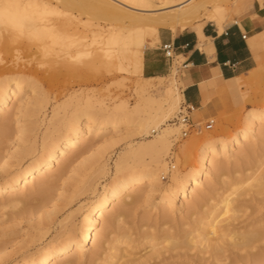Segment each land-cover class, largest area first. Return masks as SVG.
Wrapping results in <instances>:
<instances>
[{"label": "rangeland", "instance_id": "rangeland-1", "mask_svg": "<svg viewBox=\"0 0 264 264\" xmlns=\"http://www.w3.org/2000/svg\"><path fill=\"white\" fill-rule=\"evenodd\" d=\"M107 1L126 11L139 13L122 4ZM220 1L216 4L222 10L224 25H228L246 16L254 0ZM44 2L56 4L57 1L44 0ZM164 11L167 10L160 9L155 13ZM49 17L59 21L62 19L61 15L54 13ZM81 17L86 20L88 15L82 14ZM210 22L213 21L207 22L205 26L214 23ZM115 26L122 27L126 24L116 23ZM160 30L170 31L166 28ZM52 35V38L62 37L63 31L56 30ZM145 37L149 38L148 32ZM259 39L261 35L254 40L257 47L256 66L237 76L241 82L239 87L231 89L229 85L231 80H213L204 83L206 93L204 95L201 93V106L192 110L190 114L193 122L199 124V130L182 136L184 127L177 124L179 132L170 137L169 149L164 150L165 154L162 153L165 165L160 174L164 177L163 181L172 182L169 181V175L175 169L184 173L197 164L196 160L191 162L192 159L188 161V158H192V154L197 153L198 143L209 138H224L232 134L243 126L244 117L249 110L254 111L264 106V42H260ZM32 40L21 43L15 38L13 42L5 40L4 43H9L8 48L12 51L17 49L25 59L29 52L37 50L35 40ZM157 43L154 42L151 46ZM145 46L150 44L146 42ZM84 54L85 52L81 53L77 60H67L63 66L52 64L60 59L52 53L37 57L40 64L33 69L34 75H32V80H36L34 82L37 83V92L35 98L30 100L26 112V126L32 128L34 126L37 129V136H41L47 122L53 118L55 110L63 112L58 106H64L68 114L86 108L116 114L123 108L129 111L140 108L155 111L157 104L153 102L162 98L168 86L173 87L174 78L180 91L185 87L181 80L185 70L182 56L173 60L168 75L162 78H150L143 77L138 72L100 63L89 67L81 64L90 58L89 54ZM23 91L25 93L22 96L26 98L30 93L29 85H25ZM150 99L154 101L149 102ZM183 104L184 101L181 100L170 113L168 117L170 122L175 121L174 118ZM32 106L36 110L30 113ZM114 117L119 119L117 115ZM16 120V115L12 113L5 136H0L1 152H12L5 161L3 166L5 169L17 168L16 151L26 144L20 142L17 146L13 139L14 135H18ZM210 120H213V126L206 129L205 125ZM2 126L0 116V133L3 134ZM136 131L134 125L126 127L120 138L110 133L102 138L92 137L86 145H80L75 151L67 153L65 161L69 162L71 171L56 181L53 178L41 201H30L31 196L36 194L37 184L21 193L23 201H16L13 204L8 202L7 192L0 195V238L2 239L0 244L8 245L0 254V264L23 261L24 255L18 253L23 249L22 245H28L31 252L36 251L59 234L60 225L68 224L70 214L74 213V210L81 205L94 204L95 194H92L91 187H88V190L71 204H66L65 200L74 187L87 186L89 183L97 188L96 195L101 193L103 185L119 174L118 166L123 167L134 160L130 152L131 146H137L142 140ZM128 135H131V140L123 139ZM37 141L39 144L40 138ZM146 154L144 153L145 156L142 155L141 158L149 160ZM215 166H221L222 170L211 176L209 185L202 186L201 191L193 195L189 201L190 205L184 208L180 201L174 203V211H169V216L164 219L161 212L154 207L148 189L142 188L140 193L144 198L138 203L124 207V212L113 227L111 238L106 239V234L101 232L95 247L87 249L76 257L74 264H114L116 261L121 263L130 259L134 262L125 264H264V223H262L264 222V181L260 182V186L256 183L259 180L255 181V177L260 172H264V138L251 139L249 143L236 150L235 157L226 160L220 158ZM3 174H5L4 170L0 169V175ZM249 177L255 182L250 181ZM225 198L230 199V208L235 213V218L227 222L228 228L243 230L246 235L254 229L259 230V233L253 237L251 247L241 250L231 246L228 239L224 238L222 244L224 251L218 254L210 246L205 248L197 244L200 237L190 239L198 234L196 229L200 222L205 220L204 218L223 211L221 202ZM26 202L30 203L26 204ZM53 209L57 212L53 223L48 229L38 233L39 223L46 219L47 214ZM114 209L117 207L114 206L108 211ZM81 218V213L76 214L75 222L79 224ZM100 225L101 223L99 227ZM167 236L172 237L170 244ZM126 240L130 242L124 244ZM173 243L176 246L171 247ZM256 253L259 256L254 260L252 254Z\"/></svg>", "mask_w": 264, "mask_h": 264}, {"label": "bare ground", "instance_id": "bare-ground-1", "mask_svg": "<svg viewBox=\"0 0 264 264\" xmlns=\"http://www.w3.org/2000/svg\"><path fill=\"white\" fill-rule=\"evenodd\" d=\"M56 1V4H53L45 3L44 0H25L32 6L26 20L16 28L0 26V116L3 122L1 130L4 131L0 136H5L13 113L17 117L18 125V135H14L13 139L17 146L20 142L26 143L16 151L15 169L3 168L12 152L2 153L0 149V169L5 172L0 175V195L7 192V200L13 204L23 201L21 193L37 184L36 194L31 196L30 201L43 200L53 178L56 181L71 171L69 162L65 161L67 153L75 151L80 145H86L92 137L102 138L110 133L120 138L126 127L135 125L136 134L142 137V140L137 146H131L130 152L134 160L123 167L118 166L119 174L103 185L101 193L96 195L97 188L92 183L74 187L65 200L66 204L74 202L88 187H91L92 194H95L94 204L81 205L74 210L75 212L70 214L68 224L60 225L59 234L36 251L31 252L28 245H22L23 249L18 253L24 255V260L14 264H74L76 257L95 247L101 232L106 234V239L111 238L113 227L124 212V207L138 203L144 198L140 193L142 188L148 189V195L153 198L154 207L161 212L163 219L169 216V211H174V203L178 201L187 208L193 195L200 192L202 186L209 185L211 176L222 170L221 166H215L218 159L233 158L236 156V150L251 139L264 138L262 106L254 111L249 110L244 117L243 126L232 134L198 143L197 153L188 158V161L192 159L191 162L196 160L197 164L184 173L175 169L169 175V181L172 182L163 181L164 177L160 174L165 165L162 153L165 154L164 150L169 149L170 137L179 132L177 123L170 122L168 117L180 101L184 100L175 78L172 81L173 87L168 86L161 99L149 100L157 104L155 111L142 108L129 111L123 108L116 114L86 108L68 114L64 106H58L63 112L55 110L41 136H37L34 126H26V112L30 100L35 98L37 92V83L32 80V75L33 69L40 64L38 56L52 53L60 57L59 61L55 60L52 64L63 66L67 60H77L81 53L85 52L90 58L81 64L90 67L100 63L142 74L145 43L148 42L151 47V44L158 42L160 28L177 33L193 27L202 36V28L209 21H213L219 31L224 27L222 10L216 4L220 0H123L129 5L120 0H111L139 13L126 11L107 0ZM160 9L167 11L155 13ZM52 13L61 15L62 19H51L49 15ZM82 14H87L88 18L83 20ZM116 23H125L126 26H115ZM56 30L63 31L62 37H51ZM147 32L149 38L145 37ZM15 38L21 43L34 39L38 51L29 52L23 59L17 49L12 51L8 48L9 43H4L5 40L13 42ZM189 81L186 77L182 82L185 85ZM240 84L238 77H235L229 85L234 89ZM25 85H29L30 93L23 98ZM30 109V113L36 110L33 106ZM39 138L40 143L37 144ZM126 138L131 140V135L123 139ZM144 153L148 154L149 160L141 158L142 155L145 156ZM250 178L253 182L259 180L256 183L260 186V182L264 181V172H260L255 181ZM221 203L223 211L204 218L198 228L196 227L198 234L190 240L200 237L197 244L205 248L210 246L218 254L224 251V238L239 250L251 247L252 239L259 230H251L246 235L243 230L228 228L227 222L235 218V213L230 208V199L225 198ZM114 206L117 209L108 211ZM56 213L53 209L47 214V218L38 225V233L50 227ZM79 213L82 218L77 224L75 218ZM166 238L170 244L172 237ZM128 242L130 241L126 240L124 244ZM172 245L170 246H176L174 243ZM7 247V244H0V254ZM252 256L256 260L259 255L256 253ZM127 262L132 263L134 260L121 263L116 261L114 264Z\"/></svg>", "mask_w": 264, "mask_h": 264}, {"label": "crops", "instance_id": "crops-1", "mask_svg": "<svg viewBox=\"0 0 264 264\" xmlns=\"http://www.w3.org/2000/svg\"><path fill=\"white\" fill-rule=\"evenodd\" d=\"M209 25L203 26L202 36L192 27L177 33L159 29L158 43L145 46L143 53V77L166 76L172 61L162 46L171 43L174 56L184 59L181 80L188 77L190 81L182 89L183 101L193 110L201 106L205 82L230 81L256 66L254 40L261 35L259 41L264 42V0H254L246 16L223 25L222 31L214 23Z\"/></svg>", "mask_w": 264, "mask_h": 264}, {"label": "clouds", "instance_id": "clouds-1", "mask_svg": "<svg viewBox=\"0 0 264 264\" xmlns=\"http://www.w3.org/2000/svg\"><path fill=\"white\" fill-rule=\"evenodd\" d=\"M31 7L25 0H0V26L16 28L26 20Z\"/></svg>", "mask_w": 264, "mask_h": 264}, {"label": "built area", "instance_id": "built-area-1", "mask_svg": "<svg viewBox=\"0 0 264 264\" xmlns=\"http://www.w3.org/2000/svg\"><path fill=\"white\" fill-rule=\"evenodd\" d=\"M242 37L245 38V35H242ZM162 49L165 52V56L170 58L171 61L173 62V60L176 57L174 56V50H173L171 43L163 44ZM192 110H193L192 106L184 103L183 106L180 107L177 115L174 118L175 119L174 122H176L177 124H180L182 127H184L182 130V136H186L191 131L199 130V124H195L189 115V113ZM213 123H214L213 120H210L205 125V128L206 129L212 128Z\"/></svg>", "mask_w": 264, "mask_h": 264}]
</instances>
